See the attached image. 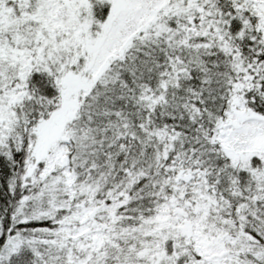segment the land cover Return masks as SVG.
<instances>
[{
  "label": "snow or ice",
  "instance_id": "1",
  "mask_svg": "<svg viewBox=\"0 0 264 264\" xmlns=\"http://www.w3.org/2000/svg\"><path fill=\"white\" fill-rule=\"evenodd\" d=\"M0 264H264V0H0Z\"/></svg>",
  "mask_w": 264,
  "mask_h": 264
}]
</instances>
